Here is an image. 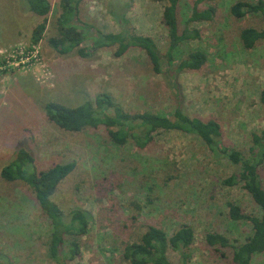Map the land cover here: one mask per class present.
Listing matches in <instances>:
<instances>
[{
	"label": "rangeland",
	"instance_id": "374dc122",
	"mask_svg": "<svg viewBox=\"0 0 264 264\" xmlns=\"http://www.w3.org/2000/svg\"><path fill=\"white\" fill-rule=\"evenodd\" d=\"M49 1L47 29L34 44L33 31L44 18L30 11L23 0H0V261L57 264L49 254L51 224L34 192L25 182L1 176L15 152L27 147L41 170L57 163L76 165L53 196L65 214L76 208L91 214L89 232L80 237L81 253L69 264H131L124 250L139 241L150 225L169 234L182 225L191 226L195 242L188 250L189 264H233L232 248L210 247L206 235L218 232L241 242L253 227L249 220L233 221L229 204H238L248 215H260V210L242 183H223L236 168L221 153L210 150L198 136L178 130L158 131L151 145L140 149L132 142L120 147L113 144L104 127L71 132L48 119L45 106L50 101L76 106L101 93L111 94L133 112L172 117L177 105L171 81L154 73L150 58L140 48H131L120 57L115 55L116 45L94 50L93 30L85 31L86 57L77 49L58 52L50 41L60 37L63 0ZM237 1L258 0L204 2L201 8H216L214 19L193 23L187 20L195 0L180 1L181 29L188 24L200 33L199 38L182 43L183 51L186 55L201 49L207 63L201 72L183 69L178 82L188 114L216 119L223 127L222 145L249 157L253 134L264 132L260 101L264 41L248 50L240 34L247 26L261 28L263 18L234 17L230 8ZM106 3L81 0L80 23L105 33L128 29L151 36L166 58V2L124 0L130 6L122 24L109 13ZM179 63L175 56L170 67L180 68ZM260 174L264 183V166ZM170 256L179 260L177 252ZM252 264H264V253L257 254Z\"/></svg>",
	"mask_w": 264,
	"mask_h": 264
},
{
	"label": "trees",
	"instance_id": "16d2710c",
	"mask_svg": "<svg viewBox=\"0 0 264 264\" xmlns=\"http://www.w3.org/2000/svg\"><path fill=\"white\" fill-rule=\"evenodd\" d=\"M23 1L30 11L44 18L32 34V42L38 44L47 29V17L51 13L52 4L49 0ZM80 1H62V12L58 18L60 37L51 39L52 46L63 54L77 49L79 55L86 57L89 53L82 47L88 34L85 31L95 30L96 36L92 46L94 50L116 45L115 55L120 57L131 48H140L150 58L154 73L164 75L171 81L177 105L172 117L161 112H133L116 101L111 94L101 93L95 100H87L76 106L50 101L45 106L48 119L71 132L104 127L112 143L119 147L132 142L138 148L146 149L151 145L155 133L161 130H178L198 136L210 150H217L236 168L223 183L228 186L242 183V187L260 210V215H248L243 213L238 204L230 203L231 219L249 220L253 227L252 234L240 242L231 241L229 237L218 232H209L206 235V243L210 247L232 248L233 264H252L257 254L264 253V183L260 174V169L264 166V132L253 134L250 156L245 157L239 150L222 145L223 127L216 119L205 120L199 116H191L185 110L178 82L179 73L183 69L201 72L207 63V55L201 49L186 55L183 51L182 43L199 38L200 33L188 24L181 29V0H155L166 2L163 11V21L169 29L166 58L161 55V49L151 36L133 33L128 29L105 33L94 25L80 23ZM115 1L118 5L125 4L124 0H113V4L107 0L106 8L122 24L125 20L124 11L130 5L125 4L124 8L119 10ZM207 1L210 0H195L187 23L214 19V6L201 8V4ZM230 12L238 19L247 14L261 15L263 18L261 28L247 26L241 31L240 38L245 49H254L264 41V0L237 1L231 6ZM175 56L180 59V68L170 67ZM260 101L264 106V89L260 93ZM36 161V156L27 147L19 148L13 160L2 168L1 176L7 181H22L29 185L42 213L48 217L51 224L50 256L57 264H69L81 253L80 237L89 232L91 214L78 208L65 214L53 196L60 183L74 171L76 165L73 162L57 163L41 170ZM194 242L195 231L189 225H182L172 234L161 227L150 225L139 241L126 246L123 255L131 264H189L191 255L188 250ZM172 251L178 253L179 260L170 256ZM0 264L4 263L0 261Z\"/></svg>",
	"mask_w": 264,
	"mask_h": 264
}]
</instances>
